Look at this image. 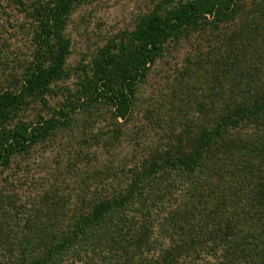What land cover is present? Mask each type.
Listing matches in <instances>:
<instances>
[{
    "label": "trees",
    "instance_id": "obj_1",
    "mask_svg": "<svg viewBox=\"0 0 264 264\" xmlns=\"http://www.w3.org/2000/svg\"><path fill=\"white\" fill-rule=\"evenodd\" d=\"M13 1L35 49L19 77L0 49L9 76L0 83V264H264V0L158 4L93 60L78 96L112 120L111 134L90 136L100 151L82 165L93 169L72 163L25 202L8 192L4 170L67 128L23 116L29 98L64 76L66 18L81 0ZM195 34L206 49L184 60L167 101L133 117L153 65Z\"/></svg>",
    "mask_w": 264,
    "mask_h": 264
},
{
    "label": "rangeland",
    "instance_id": "obj_2",
    "mask_svg": "<svg viewBox=\"0 0 264 264\" xmlns=\"http://www.w3.org/2000/svg\"><path fill=\"white\" fill-rule=\"evenodd\" d=\"M23 1L26 7L30 6L31 0ZM167 1L81 0L69 12L64 29V34L70 41L65 74L53 82L43 95L29 98L23 116V120L27 121L50 117L62 119L67 128L57 132L49 141L36 145L27 154L16 157L11 168L4 170V175L9 178L8 183L12 185L7 184V190L12 194L17 193L20 202L30 199L27 196L36 198L41 196L43 191L54 183V179L60 177L63 179V176L72 174V171L64 169L68 165L78 162L80 169H83L82 164L95 163L94 155L91 159L84 155L86 152H95L98 156L100 151L90 136L111 134L108 132V123L112 120L108 108L95 113L91 109H82L81 104L86 97L79 103L77 101L85 79L92 75L90 67L93 60L104 53H114L119 44L135 30L141 19L148 16L158 4L163 5ZM32 26L22 7L16 5L13 0H0V49L10 53L5 58L10 67L7 74L13 70V75L18 76L21 74L20 65L32 59L35 49L34 43L30 40ZM206 47L205 41L200 40L196 34L188 35L187 40L177 46L169 44L166 56L153 65L146 81L137 88L139 105L134 108L133 117L143 119V111L147 104L159 99L167 101L166 95L169 94L175 78L180 77L178 72L183 67L184 60L194 51H204ZM6 79H9V76L0 75V83ZM66 113L71 114L70 119L66 117ZM96 115L102 117L94 118ZM136 126L134 122L126 129ZM128 144L129 146L122 144L121 148L127 147L130 151L131 143ZM101 158L104 160L103 155ZM62 168L63 172L60 171ZM85 169L93 168L87 166ZM80 174L83 177L82 171ZM4 253L5 250L0 251L1 261L4 260L2 257Z\"/></svg>",
    "mask_w": 264,
    "mask_h": 264
}]
</instances>
